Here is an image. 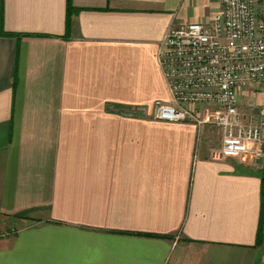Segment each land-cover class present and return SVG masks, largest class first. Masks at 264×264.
Returning a JSON list of instances; mask_svg holds the SVG:
<instances>
[{
    "label": "crops",
    "instance_id": "obj_1",
    "mask_svg": "<svg viewBox=\"0 0 264 264\" xmlns=\"http://www.w3.org/2000/svg\"><path fill=\"white\" fill-rule=\"evenodd\" d=\"M67 3L0 0V264H264L256 168L152 117L159 41L221 0Z\"/></svg>",
    "mask_w": 264,
    "mask_h": 264
},
{
    "label": "built area",
    "instance_id": "obj_2",
    "mask_svg": "<svg viewBox=\"0 0 264 264\" xmlns=\"http://www.w3.org/2000/svg\"><path fill=\"white\" fill-rule=\"evenodd\" d=\"M157 60L170 101H153L154 119L219 128L214 159L263 156L264 106L244 93L264 91V0H221L207 22L170 25Z\"/></svg>",
    "mask_w": 264,
    "mask_h": 264
},
{
    "label": "rangeland",
    "instance_id": "obj_3",
    "mask_svg": "<svg viewBox=\"0 0 264 264\" xmlns=\"http://www.w3.org/2000/svg\"><path fill=\"white\" fill-rule=\"evenodd\" d=\"M264 106V105H263ZM263 154H264V146H263ZM236 161L238 163L244 164L247 167H249V169L253 168V169H258L257 165L260 167L262 163H264V156H261L259 158H250L249 155L245 156V160L244 161H240V160H233ZM19 218V217H18ZM16 229L14 227H11L9 230H5V231H0V236H5L7 234H11L12 232H14Z\"/></svg>",
    "mask_w": 264,
    "mask_h": 264
},
{
    "label": "trees",
    "instance_id": "obj_4",
    "mask_svg": "<svg viewBox=\"0 0 264 264\" xmlns=\"http://www.w3.org/2000/svg\"><path fill=\"white\" fill-rule=\"evenodd\" d=\"M76 9L71 5L70 0H68L67 3V18H66V28H68L69 24V16L72 12H74ZM256 173L259 174L261 178V193H264V168L256 169Z\"/></svg>",
    "mask_w": 264,
    "mask_h": 264
}]
</instances>
